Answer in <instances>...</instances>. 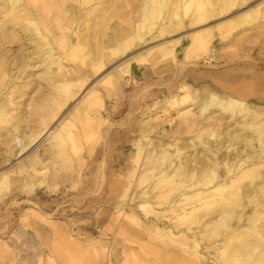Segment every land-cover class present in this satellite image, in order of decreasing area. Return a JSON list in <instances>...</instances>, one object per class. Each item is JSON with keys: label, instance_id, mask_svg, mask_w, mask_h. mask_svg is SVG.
<instances>
[{"label": "rangeland", "instance_id": "rangeland-1", "mask_svg": "<svg viewBox=\"0 0 264 264\" xmlns=\"http://www.w3.org/2000/svg\"><path fill=\"white\" fill-rule=\"evenodd\" d=\"M21 1L28 6V0ZM33 1L37 2V6L34 9L30 7V14L35 16L41 32L47 33L56 49V57L57 54L64 57L73 75L81 79L83 85L81 91L65 100L64 93L57 92L60 84L56 83L55 75L48 71L44 63L47 55L38 59L39 66L27 70L25 74L16 69L18 65L12 70L11 86L0 85V106L7 102L11 105L4 107L7 112L3 117L5 121L0 122V175L5 174L0 182V264H254L253 251L240 254L234 248L241 240H246L247 245L259 247L257 250L260 251L261 245H264V234L255 232L257 228H237L234 224L226 232L221 230L219 235H207L203 231L206 229L203 223L186 230L190 219L177 218L181 209L177 208L175 212L166 210V202L172 198V194L165 190L170 184L166 182L170 181L168 178L173 169L168 167L167 162L162 165L166 182L158 185L154 172L159 164L161 148L173 151L167 144L184 152L197 142L199 133L202 137L206 136V129L214 123H224L220 128L223 133L232 127L229 117L212 109L208 113L211 123L203 115L200 116L202 123L208 122L206 125L209 126L182 128L184 123L180 114L183 111L194 115L198 113L194 105H189L190 101L181 104L172 101V97L179 96L183 89L189 93L196 89L200 96L215 90L244 102L242 106L251 110L264 107V17H259L255 11L257 8L259 11L264 9V0H246L245 4L202 24H186V28L155 38L151 37L156 34L153 33L155 29L147 33L146 29L137 28L136 21L131 18L141 0ZM0 3L3 5L4 0ZM70 8L76 10L77 20L72 27L78 31L74 40L81 47V56L89 54L93 60H98L102 49L110 48L113 28L143 36L134 37L120 58H101L104 66L99 72H91L89 66L81 65V61L77 60L80 54L73 60L69 59L66 47L53 41V32H58L68 20L63 11ZM84 8L92 9L86 16L79 15L78 9ZM246 11H255L251 14V22L236 27L239 16ZM102 12H107L108 16ZM0 27V35L3 32L9 36H0V49L11 54V58H18L17 63L25 59L24 51L30 50L31 57L38 55L34 46L37 37L35 34L25 35L22 29L27 26L23 19L14 14L4 16L0 12ZM205 28H212L213 31L204 33L202 30ZM93 43L96 45L93 46ZM148 54L149 61L143 65L131 61V66H137L140 71H134L131 77L126 76L129 81L121 80L119 87L112 92L104 89L102 78L119 63L136 55ZM9 64V68L15 66ZM182 86L185 88H180ZM94 92L101 95V102L92 103L85 99ZM10 93L15 97L10 98ZM59 97L63 105L52 121L50 114ZM85 105L87 108L83 110ZM236 114L234 120L242 122L238 111ZM169 118L170 123L167 122ZM46 122L52 131L21 152L20 146L28 141L27 134L38 133ZM64 128H71V140ZM197 129L201 132L198 133ZM12 134L21 139V145L11 139ZM147 138L153 144L138 156L137 149L146 143ZM223 150L218 153L222 154L220 157L224 155ZM196 151L200 153L199 147ZM150 153L153 154L150 165L141 173L136 167L134 176H131L129 171L135 167L136 160L140 164ZM33 154L40 163L31 159ZM185 155L182 153L180 160L171 158L172 162L177 165L185 160ZM262 158L258 165L264 176ZM201 163L193 159L185 167L190 172V166L199 169L205 165ZM177 179L174 177L175 181ZM184 180L186 184L190 182L187 177ZM143 192L144 195L141 194ZM139 201H146L151 207L148 206L145 211L138 207ZM190 204L188 201L181 206L188 208ZM213 208L214 205H210L202 211L207 213ZM256 209L261 211L259 205ZM236 211V216L244 217L251 214L253 208L240 207ZM157 231L162 234L161 240L155 237ZM191 231L198 241L197 246L190 239ZM169 232L177 239L171 240L167 235Z\"/></svg>", "mask_w": 264, "mask_h": 264}, {"label": "bare ground", "instance_id": "bare-ground-1", "mask_svg": "<svg viewBox=\"0 0 264 264\" xmlns=\"http://www.w3.org/2000/svg\"><path fill=\"white\" fill-rule=\"evenodd\" d=\"M27 2H28V6L26 7L24 6L25 4H23L24 2L21 0H4L3 5L0 3V12H3L4 16L14 14L20 17L21 19H23V22L27 26L26 29H22L25 35L35 34L37 37V42L34 44V46L36 47L35 53L38 55L36 57H31L30 50L28 49L29 51H26V52L24 51L25 59L23 60V62L17 63L18 58L16 57L11 58L12 57L11 54H10L11 55L10 57L8 53L0 49V85H3V86L6 85L7 87L11 86V82L13 80L12 70H14L15 67H17L18 65L19 67L16 69L21 70L22 74L23 73L25 74L26 72H28L27 70L35 67L36 65L39 66L37 64L38 59H40L44 55H47L46 57L44 56L45 57L44 63L46 62V67L48 71H50L52 74L55 75L57 79L56 83L60 84L57 87V90H58L57 92H63L65 96V100L70 97H73L76 92L77 93L79 92V90L81 89L83 85V82L81 81V79L77 78V76L73 75V71L71 70V67L66 64L65 60L63 59L64 57L63 58L59 57L58 54L56 57V54L54 52V50L56 49H54L51 42L49 41V38L47 37V33L41 32L35 16H32V14H30L31 13L30 7L34 9L33 7H35V5L37 6V2L36 4L34 1L32 2V0H28ZM245 3H246V0H141L139 7L132 13L131 18L136 21L134 23H137L135 24V26L137 25V28L146 29L147 33H149L152 29H155V32L153 33H156V34L151 36L152 38H155V37L163 35V33L177 32L183 29L186 26V24L188 25L202 24L211 18L218 17L226 13L227 11H230L235 6L239 7ZM80 4L82 3L80 2L79 5ZM113 5L111 4V6ZM111 6H108V7H111ZM62 9L63 8H61V10ZM91 9L90 8L88 9L84 8L82 10L78 9V13L79 15L86 16L91 12ZM101 10L104 11L103 9ZM255 11H257L256 13L259 14V17H264V9H261L259 11V8H257ZM255 11H252V12L246 11L241 16H239V21L236 24V27L249 24L251 22V19H250L251 14ZM60 12L61 11H59V13ZM63 12L65 13V16L68 20L65 21L66 24L63 23L59 27L60 30H58V32H55V33L53 32V36H54L53 41L58 46L66 47V57L73 60L76 58V55L81 53L80 45L78 44L76 40H74L77 37L78 31L74 29V26L72 27V25L77 20L76 10L74 8H70V9H65ZM102 13H105V12H102ZM105 14L107 15V12ZM100 16H102V14ZM126 18L129 19L128 17ZM54 21L55 20H53V22ZM98 21L101 22L100 20ZM7 22L9 23V21ZM10 23H13V21L10 20ZM82 24L85 25L86 23H82ZM98 24L96 23V25L100 26V23ZM5 25L6 24H4V26ZM93 27L94 26H92V28ZM0 28L2 29V27ZM202 31L204 33H211L213 30L212 28H205ZM111 33H112V38H111L110 48H108L107 50L103 48L100 54L101 56L98 60H93L91 56H88L89 54L88 55L82 54V56L80 54L79 58L81 60L80 59H77V60L79 62L81 61L80 62L82 63L81 65L89 66V70H91V72L92 71L99 72V70L104 66V65L102 66L103 62L101 58H107L108 60L120 58L124 54L125 50L129 47V44L133 40L134 37L141 38L143 36V34H135L134 32L132 33V32L124 31L121 29H116V28H113ZM194 33H197V32H194ZM95 34L94 36H96ZM9 35H11V33ZM0 36L9 38V36L3 32H1ZM143 41L142 43H144ZM30 42H28L27 44H30ZM94 44L95 43H93V46ZM0 47H1V38H0ZM185 48L187 49L188 47L185 46ZM93 51L94 49L92 50V52ZM64 54H65V51H64ZM95 55H94V58H96ZM147 56H149V54L139 55V56L136 55V56H133L131 60H125L124 62L119 63L115 68H113L112 72H110L109 74H106L102 78L101 81H103L102 83H103L104 89L107 92L115 91L117 87H119L120 85L119 83L121 80H124V82H126L128 80V79L127 80L125 79L126 76L131 77L134 71H140V69L137 66L135 67L131 66V61H133L136 65L138 64L143 65L149 61V57ZM66 57L65 59H67ZM21 58H19L20 61H22ZM9 63L15 66L9 68L8 66L10 65ZM60 77H62V79ZM15 78H19V76H16ZM180 88H185V86H182ZM91 93L87 95V97L85 96V99H88L90 102L93 101L92 103H95V101L101 102V95L99 93L98 94H95V92L93 94ZM83 96L84 94L80 97V101ZM9 97L13 98L15 97V94L10 93ZM172 99H173L172 101L178 104H181L183 102L185 103L186 101H190L189 105H194L197 108L198 113L196 115L186 110L183 111L184 113L180 114L181 120L184 123V127L182 128L184 129L196 128L198 126L202 127V125L208 124V122H210L208 121V119H211L210 118L211 115H208V113H210L212 109H215L217 113L221 114L222 116L226 115L227 117H229L231 120L230 125H232V127L231 128L228 127L223 133L220 131V128L224 125V123L216 122L214 123L215 125H212L210 129L205 128L206 131L207 130L208 131L207 132L205 131L206 136L204 137L200 136V133H199L200 130L197 129L199 133V136L197 137L195 136L197 138V142H193V143L191 142L192 144L190 148L185 150L184 152L180 150L177 146H173L172 144H167L168 147L173 148L172 152H169L166 148H161L160 152L158 153V160H159L158 167H156L155 172L153 171L154 175L158 177L156 180L157 185L166 182L164 180L165 177L163 176L164 169L162 168V165L166 164L167 162L168 167L170 169L171 168L173 169L172 174H170L169 176L170 178H168L170 179V181L166 182L168 184L170 183L169 187L164 185L166 186L165 190L167 191V193L172 194V198L170 200L168 199L169 201L167 200L166 202V210L167 211L171 210L175 212L177 208H180L181 212L177 214V218L188 219V220L190 219V222L188 221L189 223L187 224V226L185 224L186 230H191V228L193 227L192 225H199L203 223L202 225L206 228L203 231L206 234L212 233L213 235H219V233L222 232L221 230H224V232H226L229 226H231V224H234L237 228L254 227V228H257L255 232L259 231L258 234L260 235L264 234V176L261 175V172L259 170L260 166L258 165L259 160L262 158V152H264V117L260 118V115L264 116V107H262L261 109L251 110L250 107L242 106L244 102L243 103L240 102L239 100L232 97L231 95H226V94L221 95L219 92L215 90H209L206 96H200L197 93L196 89L192 90L190 93L187 90L183 89V92H181L179 96H174L172 97ZM7 105H10V103L7 102L5 105H2V107L0 106V122H2V120L5 121L3 117L7 112L5 111L6 109L4 107H6ZM62 105L63 104H61V98L59 97V100L54 102V106L52 108V112H53L52 115L50 114L52 121L55 119V116H56L55 114L62 107ZM235 106H238V108H235ZM82 108L83 110H85L87 106L85 105ZM237 111L242 121L240 123H238L239 122L238 120L236 119H235L236 121L234 120V115L236 114ZM202 115H203V118L206 117L205 119H207L208 121V122L206 121L207 122L206 124L202 123L203 120L200 118V116L202 117ZM167 122L170 123V118L167 120ZM206 126H209V125H206ZM69 129L64 128V132L65 134H67V137H69V139L71 140L72 139L71 131ZM51 131L52 129L50 130V128H48V122H46L42 124L41 129L37 131L38 133L34 134L33 132H30L27 134V136L25 135L28 138V141L24 145L23 144L21 145V139H19L18 136H16L15 134H14L15 136L12 134L13 136L11 139L14 138L16 140V143L18 142V145L19 144L21 145L20 151L22 152V150L29 148L31 145H34L35 143L38 142L39 139H41L42 137H45L46 134L50 133ZM247 131H250V133H247ZM57 135H60V133H58ZM59 142L61 143V141ZM150 144H153V142L150 138H147L146 143L143 146L138 147L137 149L138 156L140 155V153H142L143 155ZM197 147H199L200 153H197L196 151ZM221 149H224L223 150L224 155L222 157H220L222 154L218 155ZM182 153L186 154L185 160L180 161L177 163V165H175L172 162L171 158H179ZM152 155H153L152 153H150L147 156L145 155L144 161L142 163L140 162V164L137 159L135 162L137 166L134 165L135 167H132L130 169L129 174H131V176L133 174L134 176L137 168H138L137 172H139L140 170V173L143 170H145L146 167H148L151 163V160L153 158ZM31 159L34 162L40 163V160H38L34 154L31 157ZM193 159H198L200 163L202 162L201 164L204 163L205 165L201 166L199 169H195L196 168L195 166H194L195 168H193V165H192L190 166L192 169L189 172L188 169L185 167V165L186 163L191 162V160ZM141 166L142 168L140 169ZM19 167L21 168L20 165ZM32 169L34 172L36 171V168L32 167ZM197 171H199V173ZM6 172L7 171H5V173ZM2 175L3 174L0 175V182H2V180L5 177V174L3 176ZM174 177H178L179 179L175 181ZM185 177H187L190 181V182L188 181L189 182L188 184H186L184 180ZM157 185H154V186H157ZM172 191H175V193H173ZM258 193H260V195H258ZM141 194L144 195L145 193L143 192ZM175 196L176 198L174 200L173 197ZM259 198L261 200H259ZM188 201L192 203V205L190 204L188 208H184V206H181L182 203H185ZM137 205L138 207L144 208L145 211L147 210V208L151 207L149 206V203L146 201H139ZM210 205L211 207L212 205H214V208L208 211L207 213L202 211L204 208H207ZM258 205L261 207V211H258L256 209ZM240 207L242 208L251 207L253 208V211L251 212V214H247L244 217L239 216V215L236 216V212H237L236 209ZM213 216H215L214 219H212ZM131 218L134 219L133 216ZM205 219L206 221H204ZM151 225H154V224H151ZM191 233H192L191 234L192 237L190 239H193L194 245L197 246L198 241L196 240V237L193 231H191ZM167 235L169 236L171 240L177 239L175 236H172L174 234L170 232ZM155 237L156 239L161 240L162 234H160V232L157 231L155 232ZM224 239L228 240L227 237H225ZM247 244L248 243L246 242V240L244 241L241 240V242L237 244V247L234 248V251L240 254L253 251L254 264H264V245H261L262 248L260 247L261 249L259 251L257 250V248L259 247H251L250 245H247ZM213 246H216V245H213ZM194 258H196L197 263H200V260L197 258V256H194Z\"/></svg>", "mask_w": 264, "mask_h": 264}]
</instances>
